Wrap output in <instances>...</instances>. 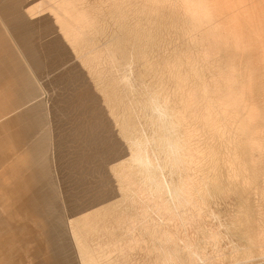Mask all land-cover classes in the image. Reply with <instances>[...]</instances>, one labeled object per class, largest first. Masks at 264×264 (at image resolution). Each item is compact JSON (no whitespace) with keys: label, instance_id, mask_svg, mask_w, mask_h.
Here are the masks:
<instances>
[{"label":"rangeland","instance_id":"374dc122","mask_svg":"<svg viewBox=\"0 0 264 264\" xmlns=\"http://www.w3.org/2000/svg\"><path fill=\"white\" fill-rule=\"evenodd\" d=\"M229 1L5 9L16 20L14 34L0 24L2 54L19 103H5L2 130L25 111L46 142L62 264H264V1ZM13 138L0 140L4 165L31 161L32 143ZM4 187L10 228L21 219L4 247L32 264L35 242L24 243L39 227ZM7 253L0 264H15Z\"/></svg>","mask_w":264,"mask_h":264},{"label":"bare ground","instance_id":"6f19581e","mask_svg":"<svg viewBox=\"0 0 264 264\" xmlns=\"http://www.w3.org/2000/svg\"><path fill=\"white\" fill-rule=\"evenodd\" d=\"M15 1L16 0H0V24H2V26L5 27L7 30L10 29V31L13 30V27H14L13 23L16 20V18H14L13 16L5 15L4 13H5V9L9 6V4L10 5L14 4ZM221 5H222V3H221ZM187 7H189V5ZM252 7H253V5H252ZM246 11L247 10L245 9V12ZM249 11H252V9L251 10L249 9ZM255 12H256V10H255ZM251 13H253V11ZM249 15H250L249 19H251V18L253 19V16H251V14H249ZM236 16L238 17V15H236ZM244 18H246V17H244ZM240 19H241V17H240ZM1 20H2V22H1ZM235 23H236V21H235ZM12 33H13V31H12ZM5 40H7V39L2 35V37H0V85H4L7 83V84H9V87H8V89H6L5 94H3L2 97H0V100H2L3 102H9V104L11 105V104L19 103V100H18L19 90L17 91V89H19V88L17 86L18 83H16V81L14 80L15 75L13 73L10 74L8 72L10 68L7 66V64L5 62L6 58H8V56L5 55V50H4V55L2 54L1 45H2V43H5ZM14 89H15V94H13ZM10 109L12 111L14 110V108H9L7 110H10ZM250 111H253L252 112L253 114L251 113V115H255L254 110H250ZM14 113L15 112H13L11 122L10 123L8 122V126L10 128L8 127L7 130L4 129V131H3L2 126L0 127V140H2L3 135H6L7 133L9 134V129H10V133H11V135L13 134V136H14L13 139H15V142L17 139V141H19V145L21 143V148L26 143H28V144H26L27 145L26 147H28L32 143L31 144L32 145L31 150L32 151L34 150L35 157L32 158L31 161L28 160V158H26V154L29 152H27L26 154H21V155L17 156L16 160H15V158H11V156L9 155L10 157L9 156L8 157L11 158V160L8 158L9 164L5 163V164H7V166H5L4 161L2 159H0V169H1V172H0V189H3V187L5 185L4 190H6V191L10 190V195H12V196H13V194H15V197H14L15 203H16V196L17 195H18V197L20 196V198L17 201L18 202L17 206L19 208L18 214L19 215L21 214L20 210L23 211L27 217L26 219L29 222H31V224L36 225L33 228V231L37 230V228L39 227V233L31 231L32 233H34V234L36 233V234L34 235V237H31V239L27 238L28 239L27 242L24 243V245L25 244L29 245V244H32V241L35 242L33 249L29 248V246H26L28 258L31 259L32 264H62V262H64L66 260L65 257H68L67 251L65 252V250H64L67 248V246H66L67 242H66L65 234H63L64 232L62 231L61 221L59 218V215H60L59 209L58 210L55 209V212L52 209L53 203H54L55 207H58V205L55 204V196L52 194V191H50L51 193L49 194L47 190L45 192H42V193H40V190L38 191L37 189H36L37 193H36V191L32 190L33 186L39 185L40 183L48 186L47 185L48 179L45 178V175H44V173L46 172L45 162H44V158H45L46 153H47L46 146H45L46 142H45V140L39 141V138L37 137V131L38 130L35 127L36 125L34 126L32 123L28 122L29 113H27L25 111L22 115L14 114ZM35 115L37 116V114H35ZM30 120L32 122V118ZM38 129H40V127H38ZM33 137H35V138L32 140ZM23 148H25V147H23ZM21 151H23V150H21ZM25 152H26V150L24 151V153ZM49 157H48V159H50ZM7 173L11 175V180L9 179L10 181H8V182L6 180V176H7L6 174ZM40 188L41 187H39V189ZM6 196L8 197V193L4 192V197H6ZM12 196H11V198H12ZM2 204H3V206L5 205L4 203H2ZM35 220H37L39 222H35ZM29 227H31V226H29ZM28 230H30V228ZM22 231L18 234V239H19V236H21V234H23ZM14 233H15V228H10V226L9 227L4 226L3 228L0 229V259H1L2 255L6 254L8 252V253L12 254L11 260L13 258L15 259V264L25 263L28 260H27V257H25V256H24L25 258L21 257L24 254L21 255L20 257L14 256L15 254H19L18 250L16 251V249H14L15 251L14 250L11 251L10 249H8L9 246L6 247L8 250L4 247L3 242H5V244H6L7 238H9L10 236L12 237ZM2 234L4 236H2ZM25 239L26 238L23 236V238L19 239V241L23 242ZM75 239H77V238H75ZM17 246H19V243ZM9 250H10V252H9ZM21 253H23V252H21ZM5 264H10V263H9V261H6Z\"/></svg>","mask_w":264,"mask_h":264},{"label":"crops","instance_id":"0c3cea01","mask_svg":"<svg viewBox=\"0 0 264 264\" xmlns=\"http://www.w3.org/2000/svg\"><path fill=\"white\" fill-rule=\"evenodd\" d=\"M7 88H6V86L4 87L3 85H0V97H1V95L3 94V92L6 90ZM5 103L6 102H3L2 100H0V127L1 126H3L4 125V123H3V121H4V109H5ZM8 103V106L9 107H6V108H16L15 106L17 105V104H9V102H7ZM27 106H29V105H27ZM25 108H27L26 106L24 107V106H22L21 107V109H25ZM0 172H1V169H0ZM7 176H6V180H7V182L8 181H10L11 180V175L10 174H6ZM10 179V180H9ZM39 187H41L40 189H39ZM50 187L49 186H46V185H43V184H39V185H35V186H33L32 187V190H34V191H36V189L39 191L40 190V193H42V192H45L46 191V189H49ZM36 193H37V191H36ZM3 197H4V193H3V191H1L0 192V229L1 228H3L4 226H8L9 227V225H10V221H9V217H8V214L6 213V211H5V209H4V206H3V204H2V201H3ZM16 218V219H15ZM15 218H14V221H15V226H14V228H18V226H19V221L21 220L20 219V217H16L15 216ZM15 232H16V230H15ZM17 233H18V230H17ZM16 234V233H15ZM2 236H4L3 234H2Z\"/></svg>","mask_w":264,"mask_h":264}]
</instances>
